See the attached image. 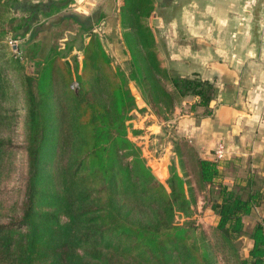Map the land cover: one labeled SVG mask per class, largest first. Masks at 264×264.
<instances>
[{"label":"trees","instance_id":"obj_1","mask_svg":"<svg viewBox=\"0 0 264 264\" xmlns=\"http://www.w3.org/2000/svg\"><path fill=\"white\" fill-rule=\"evenodd\" d=\"M123 2L121 26L127 30L123 39L131 50L127 75L111 69L93 40L94 29L79 22L90 41L82 49L76 82L67 68L59 77L58 93L54 59L49 57L36 79H24L27 170L22 186L11 192L3 182L12 169L15 149L4 133L12 131L16 116L2 108L11 81L0 70V264H213L209 253L200 255L190 243L185 225L174 222L175 213L186 212L188 200H194L185 173L182 177L172 170L166 185L160 183L133 155L126 136L136 108L130 82L152 108H162L160 100L165 99L170 114L186 96L196 99L192 112L196 107L208 109L212 84L196 77L169 78L166 67L160 69L150 29L141 24L152 11L150 0ZM147 3L150 7L140 13ZM64 4L54 0L16 4L14 9L27 15L18 27L23 32L14 38L29 34L39 14L54 15ZM67 19L78 22L75 15ZM139 53L141 67L136 66ZM155 66L160 71L152 72ZM221 162H195L196 182L218 191L209 207L217 217L214 232L229 244L248 238L249 251L238 264H264V216L249 231L243 222L262 203L261 181L251 176L227 186L222 183Z\"/></svg>","mask_w":264,"mask_h":264},{"label":"crops","instance_id":"obj_2","mask_svg":"<svg viewBox=\"0 0 264 264\" xmlns=\"http://www.w3.org/2000/svg\"><path fill=\"white\" fill-rule=\"evenodd\" d=\"M119 1L79 0L95 13L111 11L109 21L119 13L112 2ZM157 1L158 13L152 9L148 28L158 53L164 51L169 78L207 81L213 96L208 109L196 107L193 112L196 99L186 96L173 107L172 117L163 121L131 88L136 108L145 110L142 115L133 112L128 136L144 152L148 148L161 152L154 161L161 171L166 166V176L172 170L181 176L178 150L189 145L196 158L213 160L212 150L222 144L227 152L219 167L223 184L231 186L236 179L251 176L261 181L262 203L243 221L251 229L264 216V0H186L182 6L176 1L183 0ZM103 26L104 22L105 37L113 29L108 23ZM210 192L216 200L217 189Z\"/></svg>","mask_w":264,"mask_h":264},{"label":"rangeland","instance_id":"obj_3","mask_svg":"<svg viewBox=\"0 0 264 264\" xmlns=\"http://www.w3.org/2000/svg\"><path fill=\"white\" fill-rule=\"evenodd\" d=\"M48 1L49 0H0V70H4L8 79L11 81V88L2 103V108L10 112L12 111L16 116V122L13 124L12 131L8 134L4 133V136L9 138L12 147L15 149L12 169L7 179L3 182V186L8 192L22 186V181L26 177L27 170L26 153L24 150L27 138L24 126L26 116L25 93L23 87L24 79L26 77L36 79V75L41 72L42 68L45 66L46 62H44V59L49 57V59L52 58L55 60H53L52 70V76L56 85L55 90H59L60 87L57 85L60 81L59 77L62 74L66 75L67 68L71 69L72 81L76 82V76L80 74L82 70V61L84 58L82 49L90 41L89 36L86 34L82 35L83 31L79 26V22L84 23L86 27H92L94 29V34H92L93 40H95L94 42L96 45L101 46L102 52L108 57L111 69L112 67L115 70L119 68L125 75L130 72L128 62L130 61L131 50L124 44V31L121 26L122 12H120V9L124 4L123 0H120L119 4L112 2V5L119 8V13H115V15H112L110 18L112 21H109L108 18L111 11H108V13H95L96 11L94 12L92 9L89 10V6L84 2H79V0H54L65 2V7L51 16L39 14L38 20L32 24L31 33L29 32V34H26L22 38H14L15 34H21L23 32V30H19L18 27L21 24V18L27 15L26 13L14 9L15 5L33 6V4L39 2L48 3ZM157 3V0H150L151 8L154 12L158 13L156 10ZM185 3H187L186 0L176 1V4H181V6ZM144 5L145 8L141 9L143 11L139 10L140 13H145L147 8L150 7L148 3ZM83 8H85V10ZM51 12L54 11L52 10ZM70 15L77 16L78 22L67 19ZM151 18V15L147 19L143 17L141 24L149 27ZM103 22L104 26L108 23L113 29V31L109 32L105 37L102 29ZM10 41L13 42V47L10 45ZM158 44H160V41H158ZM95 50L97 49H94V51ZM93 53L95 54V52ZM158 54L161 64L160 69H164L165 62L163 60L164 57H162L164 51ZM139 55L140 53L136 54V66L141 67L144 65L143 59ZM155 68L156 70L152 69V72L160 71L158 66H155ZM144 74L145 72H142V75ZM162 84L165 87L167 85L166 82H162ZM32 87L34 90H37L35 81H33ZM74 87H76L75 83ZM129 87L130 90L132 88V91H135L136 94L139 95L134 83L130 82ZM160 101L163 103L162 105H164L162 108H152L148 105L150 113L157 119L167 121L172 117V114L167 112V108L165 107L166 100L163 99ZM144 110L145 109H134V111H137L141 115ZM134 111L130 113L131 118ZM129 131H132V129H130V125L128 124L126 127L127 137H129ZM128 139L133 144V155L142 160L144 165L153 173V176L160 183L166 185V180L170 173L166 176V166H163L164 168L162 167L163 170L161 171L157 167L159 163L154 161L156 159L155 157H160L162 155L161 152H155V150L153 151L151 148H148L149 152H144L142 145H138V143L132 141L130 137ZM178 151L180 155L182 154V157L180 158L177 153L179 157V163L177 164L180 168L182 177L185 173V177L183 178L189 184L186 188H192L194 200H188L186 212L178 211L175 213L174 222L178 225H185L190 243L197 248L200 255H203L204 252L209 253L210 260L213 264H238V260L245 258L248 253V240L243 236L229 244L223 242L218 234L214 232L216 219L206 208L208 209L215 200V194L196 182L195 162L198 158H196V154H194L192 147L187 145L186 148ZM172 157L169 159V163L174 160ZM174 162L175 161H173V166ZM161 172L166 177L163 176ZM246 227L247 230L248 228L250 229L251 224H248Z\"/></svg>","mask_w":264,"mask_h":264},{"label":"built area","instance_id":"obj_4","mask_svg":"<svg viewBox=\"0 0 264 264\" xmlns=\"http://www.w3.org/2000/svg\"><path fill=\"white\" fill-rule=\"evenodd\" d=\"M10 45L13 47V42H9ZM227 156V152L222 144H218L213 150H212V159L216 162L223 161Z\"/></svg>","mask_w":264,"mask_h":264}]
</instances>
